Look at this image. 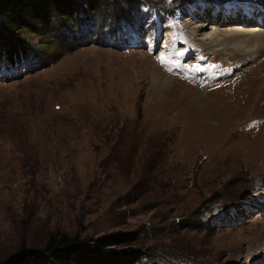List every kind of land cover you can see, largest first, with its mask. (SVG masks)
<instances>
[{
	"label": "rangeland",
	"instance_id": "1",
	"mask_svg": "<svg viewBox=\"0 0 264 264\" xmlns=\"http://www.w3.org/2000/svg\"><path fill=\"white\" fill-rule=\"evenodd\" d=\"M159 1L57 24L27 40H58L28 72L0 68L18 73L0 78V260L26 234L146 227L137 246L165 264H264V47L204 44L208 16L252 28L264 0ZM197 210L206 226L175 225Z\"/></svg>",
	"mask_w": 264,
	"mask_h": 264
},
{
	"label": "trees",
	"instance_id": "2",
	"mask_svg": "<svg viewBox=\"0 0 264 264\" xmlns=\"http://www.w3.org/2000/svg\"><path fill=\"white\" fill-rule=\"evenodd\" d=\"M139 1L0 0V68L14 66L30 59L31 52H38L45 58L44 53L55 51L58 46L57 39L51 45L45 44L46 47H41V43L31 44L27 40L35 36L60 34L55 30L57 24L72 26L80 19L88 20L93 17L95 21L101 19L102 25L105 26V21L109 19L108 14L113 16L123 13L125 7L133 6ZM187 1L189 0L181 2L178 9ZM159 3V0H152L151 6ZM51 60L54 63L58 57L44 63L47 64ZM41 65L32 67L30 71ZM202 213L203 211L197 210L190 219L186 218L187 223L178 220L175 225L182 228L193 225L198 228L202 223V227L206 226V222L201 220ZM163 231V227H152L148 230L151 235H159ZM143 232H147L146 227L108 232L98 236L83 235L81 232L70 233L60 229L49 230L38 246L34 247L28 244L26 234L21 237L18 248L0 260V264H165L137 246ZM165 261L173 264L169 259Z\"/></svg>",
	"mask_w": 264,
	"mask_h": 264
},
{
	"label": "bare ground",
	"instance_id": "3",
	"mask_svg": "<svg viewBox=\"0 0 264 264\" xmlns=\"http://www.w3.org/2000/svg\"><path fill=\"white\" fill-rule=\"evenodd\" d=\"M222 8L226 14L231 12V10L228 7H222ZM247 10H248V13L253 17V19H255V21L252 24H250V26L255 25V27L241 29L240 27L228 28L225 26L224 27L225 31H224L222 30V28L216 26L212 18L208 16V20L212 22V27H211L212 32H211L210 38L208 39L209 41L204 43L206 49L216 50V48H218L220 50L227 51L230 48L235 47L236 49H239L238 51L245 53L244 51L246 50H253L254 52H256L259 49L263 48L264 47V23L262 21L258 23L259 19L262 18L263 11H261L258 6L256 7L253 6L252 8H248ZM208 20L204 19V21L197 23L194 27L188 25V28L191 30L192 34L198 36L200 32L204 31L206 27H208ZM260 26H263V27H260ZM228 29H231V30H228ZM170 35L172 34L168 33L167 38L165 40L166 42L167 41L169 42V40L171 39Z\"/></svg>",
	"mask_w": 264,
	"mask_h": 264
}]
</instances>
